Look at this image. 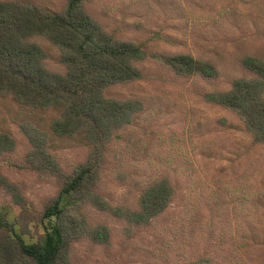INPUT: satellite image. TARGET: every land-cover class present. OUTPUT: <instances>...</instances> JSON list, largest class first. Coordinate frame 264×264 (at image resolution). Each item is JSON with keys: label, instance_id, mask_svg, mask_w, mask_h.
Returning a JSON list of instances; mask_svg holds the SVG:
<instances>
[{"label": "trees", "instance_id": "16d2710c", "mask_svg": "<svg viewBox=\"0 0 264 264\" xmlns=\"http://www.w3.org/2000/svg\"><path fill=\"white\" fill-rule=\"evenodd\" d=\"M96 4L97 0H63L50 7L0 0V101H13L28 110H59L51 125L54 135L82 137L88 146L87 157L67 171L51 152L47 133L31 125L23 127V141L0 130L2 172L30 171L59 186L57 194L39 206L15 181L0 174V188L20 209L11 216L0 198V264H78L72 251L76 242L108 245L112 236L107 224L91 223L89 209L124 220L125 230L134 231L154 226L183 198L187 206L197 190L194 211L198 216L208 209L211 213L200 230L211 229L207 242L217 252L202 263H216L219 254H246L250 264H264L251 252H258L260 246L246 244L245 230L256 237L253 224L233 219L229 207L218 210L224 204L212 199L213 193L200 191L192 173L155 172L146 183H136L129 203H113L101 187L110 157L127 154L132 137L143 129L144 114L151 113L153 92L146 96L136 91L146 83L161 88L166 83L196 84L204 104L233 115L251 144L264 147V59L242 58L240 68L227 74L220 58L155 50L113 33L94 13ZM21 147L26 152L18 161ZM184 177L194 184L188 186L181 181ZM180 217L186 218L182 212ZM39 224L47 231L36 242H28L31 225Z\"/></svg>", "mask_w": 264, "mask_h": 264}, {"label": "rangeland", "instance_id": "374dc122", "mask_svg": "<svg viewBox=\"0 0 264 264\" xmlns=\"http://www.w3.org/2000/svg\"><path fill=\"white\" fill-rule=\"evenodd\" d=\"M25 1L57 7L63 0ZM94 6V13L113 33L155 50L220 58L221 69L227 74L240 68L242 58L264 59V0H97ZM164 85L161 88L146 83L137 88L142 95L151 96L153 92L151 113L144 114L140 124L143 129L132 137L127 154L112 155L110 164L103 169L104 195L115 204L129 203L135 196L136 183H146L155 172L192 173L201 185L200 191L213 193L212 199L216 197L224 204L218 210L229 207L233 219L253 224L256 237L245 230L246 244L260 246L258 252H251L264 262V147L251 144V138L233 115L204 104L196 84ZM58 115L59 110H28L13 101H0V130L23 141V127L31 125L47 133L51 152L70 171L87 157L88 146L82 137L67 139L54 135L51 125ZM20 150V156L15 157L18 161L26 152L22 147ZM1 173L15 181L27 198L39 206L59 190L55 180L30 171L0 170ZM181 181L186 183L187 178ZM190 184L194 183L187 181ZM197 192L187 206L183 198L175 210H170L154 226L134 231L125 230L124 220L89 209L91 223H105L111 228V240L108 245L78 241L72 250L73 259L78 264H204L217 252L207 242L211 229L200 230L211 213L208 209L198 216L194 211L192 204L197 202ZM0 198L11 216L20 212L1 188ZM204 206L208 208L207 203ZM181 212L186 218L180 217ZM45 224L51 229L52 224ZM46 227L31 225L27 241L39 240ZM238 261L250 264L251 258L246 254H219L212 264Z\"/></svg>", "mask_w": 264, "mask_h": 264}]
</instances>
